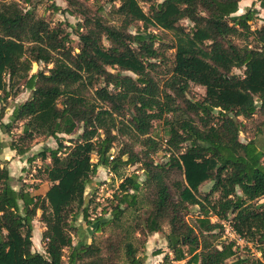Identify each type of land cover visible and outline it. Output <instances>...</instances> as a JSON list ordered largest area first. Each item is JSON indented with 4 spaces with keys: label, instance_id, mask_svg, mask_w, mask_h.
Instances as JSON below:
<instances>
[{
    "label": "trees",
    "instance_id": "trees-1",
    "mask_svg": "<svg viewBox=\"0 0 264 264\" xmlns=\"http://www.w3.org/2000/svg\"><path fill=\"white\" fill-rule=\"evenodd\" d=\"M64 1L66 8L52 9L72 14L71 7L84 14L83 0ZM107 1L118 24L99 15L85 17L78 24L85 31L78 33L79 50L74 52L70 32L61 23L51 25L15 1L0 0V102L20 85L31 92L8 122L0 121V128L7 134L19 128L8 144L17 155L47 138L56 142L39 153L42 160L49 159L42 179L50 186L43 195L15 189L0 158V264H63L65 249L67 264H117L95 242L72 244L74 223L81 212L98 231L109 222L119 224L128 208H142L145 216L143 226L139 218L131 230L152 234L168 226L165 238L173 260L264 264V19L252 29L254 10L235 14L241 0ZM185 19L190 28L180 23ZM138 22L142 28L129 31ZM153 29L172 31L174 44H163ZM166 48L174 49L173 60L160 84L152 71ZM40 62L51 66L30 73L32 64ZM233 69H242V75ZM190 84L204 88L202 98L184 96ZM155 120L166 126L165 138L150 135ZM243 121L257 128L246 142L238 137ZM79 130L76 139L62 143L61 135ZM116 141L120 146L113 155ZM162 142L167 160L154 163L150 156ZM135 144L142 147V156ZM3 148L0 140V155ZM134 163L141 164L144 178L125 176L112 199V218L101 214L90 220L84 192L98 167L115 171L120 164ZM172 169L182 173V180L168 181ZM205 181L212 184L201 193ZM214 193L218 197L212 200ZM191 207L197 214L190 221ZM38 210L44 254L32 250ZM223 221L260 257L232 259L239 246L222 238ZM131 230L124 228L123 254L129 264H142L128 238Z\"/></svg>",
    "mask_w": 264,
    "mask_h": 264
},
{
    "label": "rangeland",
    "instance_id": "rangeland-1",
    "mask_svg": "<svg viewBox=\"0 0 264 264\" xmlns=\"http://www.w3.org/2000/svg\"><path fill=\"white\" fill-rule=\"evenodd\" d=\"M17 2L23 10L31 9L37 16H41L46 19L51 25L61 23L68 32H70L71 46L74 52L79 50V38L78 33L85 31L83 28H78V24L82 25L85 17L91 18L95 15L101 16V18L110 25H117L118 18L111 12V2L107 0H83L86 5V10L84 14L78 9L71 8L72 14L63 11H54L52 8L55 5L63 4L61 0H6ZM117 5V2L115 3ZM144 10H147V4L142 3ZM61 6V5H60ZM62 8V7H60ZM251 9L255 12V18L250 21L251 28H259L263 24L264 19V4L259 0H241L238 3V8L235 14L243 13L245 10ZM180 23L186 28H190L191 22L187 19L181 20ZM142 28V23L138 22L129 27V31L135 32L137 29ZM161 36V40L165 45L174 44L176 38L172 31H164L160 29H153ZM233 41L238 44H242L240 39L234 38ZM105 45H108L106 40H103ZM173 48H166L163 51V56L157 59V67L152 71V75L157 79V81L162 84L165 78L169 74V70L172 66L173 60ZM51 64L46 65L42 62L33 63L31 66L30 73H35L39 70L46 71ZM233 72L242 75V69H233ZM126 73V72H124ZM164 89H166L163 86ZM167 90V89H166ZM31 95L29 89L23 88L21 85L17 90L16 94L11 92V96L6 100L0 102V121L8 122L12 110L28 99ZM204 95V88L199 85L190 84L186 89L184 96L191 100H197L202 98ZM176 100L179 104H183L182 99L178 96ZM166 126L161 120L153 121V126L150 131V135L156 139H162L166 137ZM256 126L251 121H243L241 126V131L239 132V140L246 142L250 138L256 135ZM19 128H12L10 134L2 132L0 128V140L2 141L4 147L6 148L8 144L12 141L14 137L17 136ZM80 130L71 136L61 135L64 141L63 144H69L68 139H76ZM262 135H264V127L262 128ZM157 152L151 154L150 159L154 163H164L167 160L168 152L165 149L164 142ZM120 146L119 141H116L111 148V153L115 155ZM56 147V142L53 138H47L46 140H41L35 143L30 150L23 155L22 158L6 156L4 155V150L2 151L0 158L2 161V167L4 168L6 175L10 178L9 182L15 189H24L29 191L31 194H44V190L48 187L50 182L42 179V169L49 163V159L42 160L39 153L47 148ZM142 147L138 144L134 145V150L139 152L140 156ZM17 158V159H15ZM30 158H33L29 161ZM92 160L95 161L96 158L93 155ZM131 174H137L139 179L144 178V173L141 168L140 163L134 164H120L116 170H109L105 167H98L95 175L92 176L90 183L86 186L84 192L85 204L89 219L92 220L96 216L103 215L105 220L111 219V207L112 199L114 194H117L118 185L125 176ZM183 176L179 170L172 169L169 173L168 181L171 183L175 180H182ZM211 181H205L199 187L201 193H207L211 187ZM131 192V191H130ZM145 190L140 192L139 197H144ZM218 197L217 193L212 195V200ZM264 199H260L263 201ZM197 214L196 207H191L189 209L188 217L191 221ZM140 218V224H144V214L142 213V208L134 210L133 208L126 209L124 215L121 218L119 224L115 222H109L105 224L100 230L96 231L95 225H87L85 220H83L82 213L79 212L77 215L74 226H76V233L73 237L72 244L77 243H91L95 242L100 245L101 252L103 255H108L110 258L116 261L117 264H129L123 254V248L121 247L120 240L125 236L124 228H129L130 230L136 225V221ZM214 221L215 218H212ZM224 222V233L223 239L226 241L235 240L238 244V249L236 251V257H245L250 255L259 256L258 252L251 247V243H246L242 238L238 237L232 230L228 221ZM122 223V224H121ZM44 229V223L40 220V210L36 212V215L32 221V250L38 251L44 254V246L41 241V232ZM168 232V226L163 224L161 232H155L152 234L140 233L138 230H131L129 232L128 238L132 242L133 246L136 248L135 255L142 260V264H186V259L183 260H173V254L169 253L168 258L164 259L163 256L167 251V242L165 234ZM247 246V247H245ZM161 251L158 257H153L157 255V251ZM69 249H65L63 252V264H67V255ZM154 258H156L155 261ZM231 259V260H232Z\"/></svg>",
    "mask_w": 264,
    "mask_h": 264
},
{
    "label": "crops",
    "instance_id": "crops-1",
    "mask_svg": "<svg viewBox=\"0 0 264 264\" xmlns=\"http://www.w3.org/2000/svg\"><path fill=\"white\" fill-rule=\"evenodd\" d=\"M62 1V3H66L64 0H61ZM61 5V6H60ZM56 6H58V7H62L61 9H64V8H66V5H63V4H58V5H56ZM60 11V10H59ZM5 149V150H4ZM3 150H4V155H6V156H12V157H18V159H20V158H22L23 157V155H17L16 153H15V151H13V150H10L9 148H8V146L5 148H3ZM2 150V151H3ZM15 159H17V158H15ZM50 184V183H49ZM50 186V185H49ZM48 186V187H49ZM48 187H46L45 188V190L44 191H46L47 189H48ZM45 193V192H44ZM43 195V194H42ZM167 251H168V248H167ZM167 252H165V254H166ZM168 253H170L169 251H168ZM160 255V253L159 254H157V255H154L153 257H158ZM156 260V258H154V260H152V261H155Z\"/></svg>",
    "mask_w": 264,
    "mask_h": 264
},
{
    "label": "built area",
    "instance_id": "built-area-1",
    "mask_svg": "<svg viewBox=\"0 0 264 264\" xmlns=\"http://www.w3.org/2000/svg\"><path fill=\"white\" fill-rule=\"evenodd\" d=\"M165 141V140H164ZM112 156H110V158H111Z\"/></svg>",
    "mask_w": 264,
    "mask_h": 264
}]
</instances>
